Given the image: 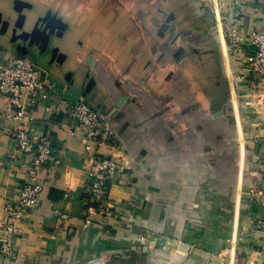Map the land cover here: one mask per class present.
<instances>
[{
    "label": "crops",
    "instance_id": "0c3cea01",
    "mask_svg": "<svg viewBox=\"0 0 264 264\" xmlns=\"http://www.w3.org/2000/svg\"><path fill=\"white\" fill-rule=\"evenodd\" d=\"M87 1L92 9L79 16L93 17L91 44L50 57L66 17L51 29L57 12L46 0H0V58L27 51L47 86L35 105L22 97L29 120L0 110V222L25 178L11 133L48 134L57 153L38 208L0 264H264V76L246 68L256 51L248 39L264 32V0ZM27 21L46 29L30 31ZM82 22L77 29H87ZM230 30L244 38L238 54ZM22 36L44 43L42 53ZM63 96L104 113L119 149L69 136L72 121L52 112ZM98 152L121 166L109 180L113 217L86 210Z\"/></svg>",
    "mask_w": 264,
    "mask_h": 264
},
{
    "label": "built area",
    "instance_id": "2783aa9c",
    "mask_svg": "<svg viewBox=\"0 0 264 264\" xmlns=\"http://www.w3.org/2000/svg\"><path fill=\"white\" fill-rule=\"evenodd\" d=\"M227 37L233 53H240L244 38L235 30L228 31ZM248 40L256 47V51L246 60L247 72L264 76V32H254ZM46 89L44 76L30 58L11 55L0 58V110L9 118L29 120L30 113L22 97L26 95L28 104L35 105L46 96ZM59 103L62 107L57 106L52 112L61 113L72 121L67 129L69 136L81 131L82 142L86 147L94 145L98 150L103 146L112 150L119 149V139L112 128L106 127L107 117L104 113L83 98L71 100L63 96ZM11 139L17 159L21 160L20 168L25 172V178L18 198L5 206L9 221L0 222V258L3 259L13 255V238L21 233V224L38 208L39 196L46 183L41 180L42 175L47 172L49 163L57 154L56 145L48 134L35 136L24 127H18L11 133ZM120 173L121 166L112 154L98 152L90 159L85 185L89 196L88 213H100L108 217L115 215L109 203L108 188L109 180ZM59 216L66 217L64 214Z\"/></svg>",
    "mask_w": 264,
    "mask_h": 264
},
{
    "label": "rangeland",
    "instance_id": "374dc122",
    "mask_svg": "<svg viewBox=\"0 0 264 264\" xmlns=\"http://www.w3.org/2000/svg\"><path fill=\"white\" fill-rule=\"evenodd\" d=\"M46 3L48 4V6L51 5L54 12L58 13V14L57 13L52 14V12H51L50 14L52 16L49 17L50 21L51 20L55 21V23L60 21V24H58V28L60 29V27H64L62 24V21H61V16H60V13H61L66 17V20H67L66 22L69 25V28H68L69 31L65 33L66 36L62 40H59L58 43H54V46L50 49V53L48 54V55H50V57H53L54 55L57 54L59 46L65 51V53L71 54L73 52L74 46L79 47V45H81V43L87 44L91 40L90 37H91V30H92V26H93L92 25L93 17H91V16L87 17L86 22L83 21L84 19L82 20L86 25L84 27H86L87 29L82 28L79 30L76 28V25H78V24L80 25V23L82 22L79 15L83 11L92 9L90 7L91 6L90 2H88L87 0H84V5H82V6H80V5L76 6L77 4H76L75 0L68 2V4H66L65 1L62 4L61 0H46ZM40 9L42 10L43 13H45V15L49 12L48 8H46V10H45V8H40ZM40 9H37V11L39 12ZM77 9H78V12H77ZM24 26H25V28H27L30 31H34V30L36 31L39 29H42V30L46 29L45 26H42L38 23H34L33 21H31V22L27 21L26 23H24ZM29 34H32V33H29ZM22 39L24 40V36H22L21 40ZM90 44L91 43L89 42V45ZM29 47L30 48H28V49H30L34 53L35 56L40 54V49L38 47V44L37 45L33 44V46L31 45ZM87 51H89V50H87ZM26 52L27 51L22 49L21 52H19V54L25 56ZM66 64L74 76H81V74L78 72V70L76 68H74V64L71 61H68V59H67Z\"/></svg>",
    "mask_w": 264,
    "mask_h": 264
},
{
    "label": "flooded vegetation",
    "instance_id": "af4514ba",
    "mask_svg": "<svg viewBox=\"0 0 264 264\" xmlns=\"http://www.w3.org/2000/svg\"><path fill=\"white\" fill-rule=\"evenodd\" d=\"M49 26L51 27V29H54L56 27L55 21H49ZM35 42V41H34ZM38 47L40 49V53H42V51L44 50V44L39 43Z\"/></svg>",
    "mask_w": 264,
    "mask_h": 264
},
{
    "label": "water",
    "instance_id": "95a60500",
    "mask_svg": "<svg viewBox=\"0 0 264 264\" xmlns=\"http://www.w3.org/2000/svg\"><path fill=\"white\" fill-rule=\"evenodd\" d=\"M24 38H25V39H30V42H33V43L36 44V45L39 44V42H37V41L34 42V39H33L32 36H30V37H29V36H25ZM43 44H44V43H43Z\"/></svg>",
    "mask_w": 264,
    "mask_h": 264
}]
</instances>
